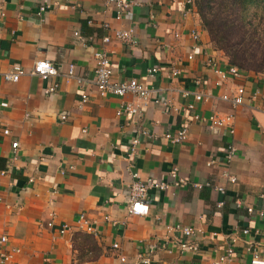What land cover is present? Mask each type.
<instances>
[{"label": "crops", "instance_id": "obj_1", "mask_svg": "<svg viewBox=\"0 0 264 264\" xmlns=\"http://www.w3.org/2000/svg\"><path fill=\"white\" fill-rule=\"evenodd\" d=\"M130 1L133 7L117 19L105 0H0V100L8 103L0 107V236L7 237L0 250H14L8 264H144L139 256L148 257L147 264H215L229 243L234 256L220 264H249L255 251L264 252V76L241 71L221 78L206 65L208 58L222 70L229 63L211 43L193 0ZM128 27L134 28L132 44L114 34ZM97 49L107 53L113 80L143 82L152 89L150 101L100 96L93 83ZM39 60L53 62L59 74L47 80L30 74ZM16 63L25 73L5 80ZM71 64L74 77L67 76ZM53 83L56 90L44 93ZM238 86L253 100L234 107L220 99ZM181 90L190 93L183 97ZM198 91L209 99H194ZM82 92L87 100L79 106ZM155 96L178 110L164 112ZM123 102L140 105V114L131 120L116 115ZM195 114L231 119L213 129ZM184 125V141L164 138ZM135 137L139 143L129 156ZM230 144L236 156L227 162ZM174 169L186 184L173 185ZM134 174L169 184L148 193L146 215L127 211ZM81 213L94 232L77 221ZM62 224L69 227L64 233ZM176 224L195 233L187 238L169 230ZM76 232L93 236L95 258L80 255ZM178 239L197 249L182 248Z\"/></svg>", "mask_w": 264, "mask_h": 264}, {"label": "built area", "instance_id": "obj_2", "mask_svg": "<svg viewBox=\"0 0 264 264\" xmlns=\"http://www.w3.org/2000/svg\"><path fill=\"white\" fill-rule=\"evenodd\" d=\"M107 5H110L114 8L115 17L117 19L121 18L126 11H128L130 8L133 7L134 3L130 0H105ZM45 11V7H40L39 14H43ZM115 37L117 40L123 42L132 44L134 43V28L128 27L123 29H116L114 31ZM74 35H76L78 38H81V35L79 32L75 31ZM192 35L195 39L198 38L197 32H192ZM88 40H93V37L90 36L87 38ZM110 37L104 36L102 38L103 43L109 42ZM94 60H95V66H94V77H93V83L96 87L97 93L100 96H108V95H114L122 97L126 94H131L137 99L141 100L142 104L145 105L147 102L150 101V93L151 88H149L146 84L143 82L130 78L125 80H113L112 74H113V68L111 66L109 57L107 53L103 49H97L94 51ZM206 65L209 66L211 69L214 70L221 78H225L228 74L231 75H238L241 73V70L238 69L236 66L229 65L226 70L219 69L217 67V64L214 60L211 58H208L206 60ZM155 71H157L156 68H151L149 72L152 74ZM25 73V70L20 64H13L11 67V70L3 73L2 77L5 80L16 82L21 75ZM30 74L36 75L40 77L41 79L47 80L52 76H56L59 74L58 68L51 62L50 60H39L36 61L30 70ZM172 74H177V70H172ZM68 77H74V65H70L68 72ZM76 79L79 83H82V79L76 76ZM57 88V83H53L48 85L44 88V93L50 94L53 93ZM188 90H181V94L183 97H186L189 95ZM254 96L248 97L246 100L245 97V90L242 86H238L235 90V92L231 95L228 94H222L220 96V99L224 101H228L232 104V106L236 107L239 105H243L245 101L250 102L253 100ZM194 99L196 100H204L207 101L209 99V94H206L204 92L198 91L194 93ZM87 100V94L85 92H82L80 95V101L79 106H81L85 101ZM152 102L155 104H158L162 107L164 112L169 113L171 111H177V108L172 107L170 102L165 100L164 98H158L153 97ZM8 103L0 100V107H7ZM193 105L189 104L187 106V109H192ZM262 112H264V100L262 103V106L260 108ZM141 111V106L138 104L123 102L120 104L118 109L116 110V115L118 116H124L125 119L131 120L133 117L138 116ZM66 115L62 114L59 119L61 121L66 120ZM193 118L199 121H204L209 125L210 128L215 129L218 126H221L225 123H227L231 119V115L228 116H218V115H211L207 118H203L199 115H193ZM232 132V130H231ZM4 134H8V130H3ZM140 134L148 136L149 133L145 129H141ZM164 138L173 144L180 143L184 141L187 137V126H181L174 132L166 131L164 133ZM139 143V138L135 137L131 141V147L129 156H131L135 151V146ZM12 148H16L17 141L12 142L11 144ZM236 156V149L235 147L230 144L226 148V161L230 162L234 157ZM213 160H210L209 164L213 163ZM170 176L172 178V182L174 186H180L182 184H186V180L182 177H180L177 174L176 169H174ZM134 179L128 186V197H127V211L128 214L131 215H146L148 213V202L146 200L148 193L151 190H166L169 186V184L165 181H162L160 179L156 178H146L141 179L135 174L133 175ZM231 182L235 180L234 177L229 178ZM194 186H199L198 183H194ZM221 190L222 188L219 187ZM249 211H251V208H248ZM260 215H264L263 211L259 212ZM108 218V217H107ZM77 221L80 224H85L87 226L88 232H94L92 227L90 226L89 219L87 218L86 214L81 213L77 217ZM53 222L50 221L47 223V226H52ZM69 229V227L66 224H62L58 231L60 233H64ZM169 230L175 231L180 233L184 237H191L195 233V228L192 227H186L182 226L180 224H176L169 227ZM248 230L244 229L243 233H247ZM7 241V237L5 235L0 236V244H3ZM179 245L182 248H187L191 250H196L197 246L193 243L184 242L181 239H178ZM114 247H117L115 244ZM13 253L14 250L12 249H2L0 250V264H8L13 259ZM235 250L232 243L227 244L225 246L223 253L218 256V259L216 260L215 264H220L221 262H228L231 261L234 256ZM121 262L125 261V258L123 256H119L118 258ZM138 261L144 264H147L150 262V259L148 257L139 256ZM249 264H264V252L260 254L259 252L255 251L250 258Z\"/></svg>", "mask_w": 264, "mask_h": 264}, {"label": "trees", "instance_id": "obj_3", "mask_svg": "<svg viewBox=\"0 0 264 264\" xmlns=\"http://www.w3.org/2000/svg\"><path fill=\"white\" fill-rule=\"evenodd\" d=\"M201 25L229 65L264 76V0H193ZM73 244L80 255L95 258L91 234L76 232Z\"/></svg>", "mask_w": 264, "mask_h": 264}, {"label": "rangeland", "instance_id": "obj_4", "mask_svg": "<svg viewBox=\"0 0 264 264\" xmlns=\"http://www.w3.org/2000/svg\"><path fill=\"white\" fill-rule=\"evenodd\" d=\"M262 12L264 13V10H263V11H261V13H262Z\"/></svg>", "mask_w": 264, "mask_h": 264}]
</instances>
